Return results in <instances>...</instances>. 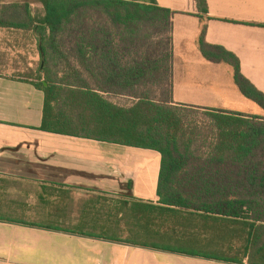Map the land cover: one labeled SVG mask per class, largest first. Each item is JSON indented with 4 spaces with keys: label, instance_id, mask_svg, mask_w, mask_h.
<instances>
[{
    "label": "trees",
    "instance_id": "trees-1",
    "mask_svg": "<svg viewBox=\"0 0 264 264\" xmlns=\"http://www.w3.org/2000/svg\"><path fill=\"white\" fill-rule=\"evenodd\" d=\"M30 1L0 6V25H22L14 19L28 17ZM34 1L43 5L41 15L23 22H36L41 33V65L30 76L46 95L41 130L158 151V201H120L121 223L101 234L83 226L76 231L8 220L233 264H264V116L206 108L214 134L203 140L188 121L187 105L173 100L175 12L126 0ZM195 1L199 16L207 15V0ZM205 33L199 39L203 55L230 64L242 95L264 111V92L242 73L239 58L207 43ZM104 94L134 101L119 105Z\"/></svg>",
    "mask_w": 264,
    "mask_h": 264
},
{
    "label": "crops",
    "instance_id": "crops-1",
    "mask_svg": "<svg viewBox=\"0 0 264 264\" xmlns=\"http://www.w3.org/2000/svg\"><path fill=\"white\" fill-rule=\"evenodd\" d=\"M126 1L158 5L175 12L173 100L176 103L205 109L256 111L264 116V111L240 92L234 81V68L225 62L208 60L199 44L205 28L206 42L234 53L242 73L264 92V0H207L209 13L202 18L195 0ZM25 2L0 0V6ZM28 5V17L14 19L22 25H0V210L8 206L9 182L39 183L50 192L49 200L39 201L36 206L48 209V222L31 223L76 225L68 228L76 231L83 226L85 231L101 234L110 223H121L117 210L120 201L157 203L161 154L152 149L41 130L46 95L30 77L38 74L41 65V33L36 22L23 21L41 15L43 5L34 0ZM104 96L118 104L113 99L119 96ZM231 102L235 105H230ZM139 158H145V163H155L149 195L137 189L139 180H145ZM130 179L134 180L132 188L137 196L132 194ZM81 193L89 198L79 201L77 194ZM113 198L117 200L109 206L115 209L116 219L112 222L114 211L105 217L102 209H108L104 202ZM39 225L0 217V264H208V261L227 264ZM18 240L21 241L16 244L14 241Z\"/></svg>",
    "mask_w": 264,
    "mask_h": 264
},
{
    "label": "rangeland",
    "instance_id": "rangeland-1",
    "mask_svg": "<svg viewBox=\"0 0 264 264\" xmlns=\"http://www.w3.org/2000/svg\"><path fill=\"white\" fill-rule=\"evenodd\" d=\"M27 75H31V74H27ZM157 98H161V92L159 93V91H157ZM117 97V96H116ZM116 103H118L119 105H130L134 100L133 98H129V97H117L115 99H113ZM234 102H231L230 105H235L233 104ZM227 108L230 109H236V110H242L241 108L237 107H229L227 106ZM187 116H188V121L191 123V125L194 128H197V130L202 134L201 136H203V140H207L208 142L210 140H212L213 137V130H212V125H213V121L210 119L209 115L207 114V110L205 108H201V107H195V106H191V105H187ZM246 114H255L258 115L256 113V111L254 112H245ZM260 113V112H259ZM200 146L203 147V151H207V147L200 144ZM201 147V148H202ZM145 156V155H144ZM142 160V166L143 168L141 169V175H143L144 177V181H140L139 180V184L137 189L139 190V192L141 194L144 195H149L152 193V189H153V184H154V179H155V163L154 165H152V162H148L145 163L144 160L145 158H139ZM152 175V180L150 179V176ZM154 175V176H153ZM146 177V178H145ZM136 179V178H135ZM143 180V179H142ZM144 183V184H143ZM130 184V188L133 189V184H134V180L130 179L129 181ZM41 192V193H40ZM41 194L44 195L45 200H49L47 199L48 193H45L43 191L42 185L41 184H37V183H17V182H9L8 185V193H7V201H8V206L6 207V209H1L0 210V217H5L7 219H13V220H23L26 222H46L47 221V215L46 212L48 211V209H39L36 206L38 205L39 201H42V199L40 198ZM132 194L133 196H137L134 193V189L132 190ZM2 196L4 194H1ZM76 196V195H75ZM79 201H84L86 199H88V196H85V193H81V194H77ZM107 199L110 197H106ZM51 200V198H50ZM117 199L113 198V202L108 201V202H104V206L108 207L105 208L103 207V212L105 214V217L107 216L108 213H111V211H114V214L112 216V222L116 219L115 216V209H112L109 206H113L115 201ZM110 202H112L111 204H109ZM74 211L77 210L76 208L73 209ZM73 211V212H74ZM124 216H129L128 213L124 212ZM48 222V221H47ZM46 222V223H47ZM76 225H62V228H71L73 229ZM102 228V225H100ZM114 226L115 228L117 227L116 224L114 223H110L109 225H107V228ZM130 226V225H128ZM124 223L122 226H120V231L119 233L121 234V236H125L128 237V234L125 233L124 231ZM134 232V231H133ZM135 238H139V235H137L136 233H132V237ZM18 240L17 242L14 241L16 244L19 243ZM30 254V251L28 252ZM25 259H29V258H25ZM218 261V260H217ZM208 264H215L218 263L216 261H208ZM247 264V263H246Z\"/></svg>",
    "mask_w": 264,
    "mask_h": 264
},
{
    "label": "water",
    "instance_id": "water-1",
    "mask_svg": "<svg viewBox=\"0 0 264 264\" xmlns=\"http://www.w3.org/2000/svg\"><path fill=\"white\" fill-rule=\"evenodd\" d=\"M205 259H208V258H205ZM208 260H212V259H208ZM219 262H223V263H227V264H233V263H229V262H225V261H219Z\"/></svg>",
    "mask_w": 264,
    "mask_h": 264
}]
</instances>
